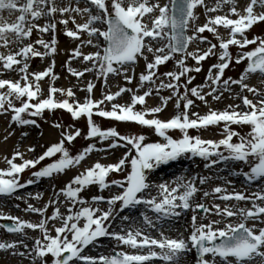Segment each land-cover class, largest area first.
<instances>
[{"label": "snow or ice", "instance_id": "snow-or-ice-1", "mask_svg": "<svg viewBox=\"0 0 264 264\" xmlns=\"http://www.w3.org/2000/svg\"><path fill=\"white\" fill-rule=\"evenodd\" d=\"M225 5L229 6L228 11L219 14ZM256 6L264 8V0H250L243 11L238 9L237 0H215L212 6L206 0H84L83 6L81 0H0V49H4L0 51V71L19 74L16 80L0 78V89H6L0 92V115L10 116L9 126L14 123L39 127L36 119L30 117H42L46 110L63 109L71 114L73 120H86L85 139L99 138L100 143L109 142L106 148H98L91 143L72 154L66 145H71L81 136V129L54 122L52 126L60 131L61 139L46 147L42 154L25 158V153L17 149L10 158H3L6 167L0 168V197L22 199L15 195L19 189L41 178L55 179L66 170L79 166L93 151L118 147L127 149L115 163L97 161L80 171L58 191L54 190V197L47 205L36 207L27 203L25 211L38 214L41 217L38 222L0 212V220L11 221L10 224H0V229L21 237L18 241H0V252L28 258L30 264H49V261L50 264H152L155 260L164 264H182L184 257L195 250L198 264H264V188L246 195L243 191H229L227 187L216 186L210 193L203 191L197 183V180L199 185L208 183L211 179L208 176L192 179L181 176L171 185L167 182L153 183L151 179L154 171L162 165L191 156L200 157L209 169L221 163L242 162L250 170L233 175H242L249 182L264 180V92L246 83L249 74L264 76V38L249 39L247 36L254 25L264 22V11L254 12ZM197 9H203L206 17L203 24L198 23L200 13ZM78 16L86 17V20L78 23ZM41 20L45 21L42 25L39 23ZM70 23L72 28H69ZM58 25H63L64 34L73 40L80 41L82 33L89 37L81 41L71 54L73 58L82 57L83 61L91 64L80 71L69 67L68 71L73 76L80 78L85 73L94 72L103 79L106 87L110 75L121 76L131 84L135 78V66L143 59L145 69L139 74L140 87L133 89L117 85L116 92L107 91L102 98L94 99L95 84L88 81L82 89L86 96L81 102L75 98L71 87L55 86L58 76L53 71L54 58L44 70L30 72L32 58L43 60L47 56H55ZM221 28L228 33L226 38L221 35ZM34 30L41 36L32 41ZM206 31L217 43L203 35ZM46 33L52 34L49 40L43 38ZM83 44L92 45L96 50L84 54L81 51ZM205 44L207 47H201ZM249 45L254 47L245 50ZM230 46L239 50L235 63L247 61L239 79L224 78L225 70L233 62ZM209 57H216L217 62L209 67L206 82L189 87L195 79L192 73H200L202 62ZM189 60L193 63L189 64ZM168 61L175 62V70L159 74L160 66ZM161 75L167 78V82L161 79ZM45 78L50 80L47 96H44L40 83ZM146 84L148 87L140 94V89ZM232 85H239L241 92L247 90L252 93L253 99L237 93L236 98L242 101L243 107L229 104L223 110L209 108L203 115L191 111L195 107L193 97L207 106V97L219 101L225 92L232 91ZM206 88L209 91L205 92ZM161 89L171 90L170 94L160 97L158 106L146 107V97L153 92L159 95ZM124 93L130 94V102L116 103ZM58 94L63 98L58 99ZM16 101H19V106ZM106 102L111 105L110 110L106 108ZM169 102H173L175 113L168 119H162L159 114ZM137 105L141 107L137 109ZM25 114L29 118H25ZM94 116L134 122L151 129L163 142L146 143L145 135L121 134L115 127L102 129ZM221 123L223 138L218 141L189 134L190 129L207 130ZM233 125L247 126L250 131L241 135L232 128ZM170 130H179L181 136L173 138L169 135ZM11 135L14 132L4 136V140ZM22 135L27 136V133ZM28 151L33 152L35 148L30 146ZM57 154L59 157L53 162L32 171L35 179L21 183L20 174L37 169L42 161ZM116 172H124V179L109 180V175ZM230 183V180H225V184ZM90 186H97L100 193L113 186L120 191L107 198L102 194L94 195L89 200L82 193ZM153 189L157 190L158 196L151 195ZM201 192L203 197L218 194L217 199L224 202L251 201V207L229 206L228 203L223 207L219 203L209 207L196 201ZM61 196L67 205L66 214L61 212ZM35 198L40 199V195ZM101 204H106L107 208H102ZM139 205L155 213L156 220L142 213L144 227L109 230L118 212ZM49 207L53 208L51 215H47ZM189 210L193 213L189 236L172 238L166 235L160 221L178 218ZM200 211L212 213L220 219L204 222L198 219ZM225 217H236L237 221L225 222L220 227ZM121 219L129 221L130 217L125 215ZM55 221H59L60 226L53 224L50 228L49 223ZM146 229L155 230L158 238ZM26 230H38L41 235L31 238L33 242L29 245L26 243L30 239ZM52 231L55 235L51 234ZM103 237L114 240L117 247L127 246L132 251L121 250L110 256L85 254L86 248Z\"/></svg>", "mask_w": 264, "mask_h": 264}, {"label": "rangeland", "instance_id": "rangeland-1", "mask_svg": "<svg viewBox=\"0 0 264 264\" xmlns=\"http://www.w3.org/2000/svg\"><path fill=\"white\" fill-rule=\"evenodd\" d=\"M161 2H166V0H161ZM249 2H250V0H245V5H247V3H249ZM206 3H208L209 6H212L215 4V0H206ZM83 4H84V0H81V6H83ZM228 9H229V6L225 5L223 8V11L220 12L219 14L227 12ZM199 10H201L203 12V9H197L198 12H199ZM254 11L256 13H260V12L264 11V8L256 6V7H254ZM5 15H7V13H5ZM205 19H206V17L203 14V17L199 19L198 23L203 24L205 22ZM85 20H86V17H83V16L77 17L78 23H82ZM39 23L42 25L43 23H45V21L41 20V21H39ZM72 27H73V25L70 23L69 28H72ZM219 31L221 34H226V36L228 35V33L222 28ZM51 35H52L51 33L43 34V38L45 40H49L51 38ZM203 35L207 36L208 39L211 40L213 43H217V41L215 39H213L212 34L208 33L207 31ZM40 36H41V34L34 30L33 35L31 37V40L35 41ZM247 36L249 39H251L252 37L264 38V22H261V23H258L257 25H254L253 28L247 32ZM56 38L58 40V44H57V52H56L55 56L54 57L50 56V58L48 60H46L45 63H42V60L39 57L32 58L29 62L30 63V69H29L30 72L44 70L45 68H47L51 64V61L54 58L55 67H54L53 71L58 76V79L54 82L55 86L57 88H64V89L71 87L73 89V91L75 92V98L80 100L81 102L84 100V98L86 96V92L83 91L82 89H84L86 87V82H88V81H91L95 84V87H94L93 93H92V96L94 99L102 98V96L107 91L113 92L115 90V92H116L118 90L117 85H119L120 87H129V88H133V89L140 87V85L138 83L139 74L141 72H143L145 69V62L143 59H140L138 62L143 64L144 67L141 70L140 64L137 63V65L135 66V78L133 79L131 84H128L121 76H111L110 75L109 79H108V84L106 87L103 79L99 78L94 72L85 73V75L83 77L77 78V77L73 76L68 71L69 67L74 68L76 70H83L85 67H89L91 64V62L83 61L82 57L73 58L72 54H71L73 49H75L77 46L81 45V41H84V40L89 38L86 33L81 34L80 41L73 40L72 38H69L64 34L63 25H58L57 26V32H56ZM93 39H94V43H95L96 42L95 38H93ZM102 39L103 38L101 37L100 40L102 41ZM62 43L67 44V47L64 50L62 48L60 49V44H62ZM36 47L38 50L43 51V49L39 45H36ZM201 47H207V45L206 44L201 45ZM253 47H254V45H249L248 49H245V50H250ZM95 50L96 49L92 45L83 44L81 46V51L83 53L86 52L88 54V53L93 52ZM0 51H1V49H0ZM238 51L239 50L237 49L236 46H232L230 48V52L233 54V62L230 64V68L227 70L224 78L232 77L233 79H239L241 73L244 71V69L247 65V61H244L240 64L235 63V56L237 55ZM149 59H151V56L149 57ZM69 61H70V63H69ZM216 62H217L216 57H209L206 61L202 62V64H203L202 71L200 73H192V75L195 76V79L193 80L192 85H190L189 87H194L197 85L204 84L206 82L207 71H208L209 67L213 63H216ZM81 63H83V64H81ZM188 63L192 64L193 62L191 60H189ZM174 70H175V62L174 61H168L166 64L160 66L159 74H162V73L168 72V71H174ZM10 75L11 74L2 75V76H0V78L9 77L10 79L16 80V78H12ZM250 75H253V74H249V77H250ZM262 78L264 79V76H262ZM161 79H164L165 82H167V78L163 77L162 75H161ZM63 81H65L64 84H63ZM181 82L183 83V80ZM40 83H41V87H42L44 96H47V90L49 88V83H50L49 78L44 79ZM157 84H159V80H157ZM147 87H148V85L146 84L144 86V88H141L140 94L143 93V91L146 90ZM152 87L155 88L156 85H153ZM231 87L235 88L236 93H239L241 96L247 95L249 98H251L250 95L245 94V91L241 92L239 85H232ZM2 91H6V89H0V92H2ZM170 91L171 90H169V89H161L159 95H156V93L153 92V95L148 97V98H150V97L152 98V102L150 104H146V107L158 106L161 102L160 97L169 95ZM181 91H183V89H181ZM207 91H209V89H207ZM228 95H229V92H225L224 95L222 96L221 100H219V101H215L211 97H207V100L209 102L207 106L203 102H201L200 100L193 97V99L195 101V107H193L191 109V111H194L195 108H197V112H199L200 114L203 115L209 111L208 106L213 107V110L216 108H218L219 110H223L226 108V105L229 104V101H232L230 98H228ZM57 98L62 99L63 97H60L58 94ZM238 101H241V100L238 99ZM115 102L120 103V104L130 102V94L129 93L122 94V96L118 97ZM15 103L17 104V106H19V101H16ZM232 103L235 104L236 100L233 99ZM224 105H225V108H224ZM110 107H111V105L108 104V102H106V108L110 110ZM136 107H137V109H139L141 106L137 105ZM205 109H207V110H205ZM174 113H175L174 104H173V102H169L168 107L162 113H160L159 116H160V118L168 119L171 116H173ZM25 118H29V117H27L25 114ZM30 118L36 119L39 127H36L35 125L18 126L14 123H12L11 126H9L10 125V116L9 115H0V121H2V123L0 124V143H6V142H8V140L13 139L14 137H17L15 143L11 147L12 148L11 150L8 149L7 153H3L0 150V168L6 167V163L4 162L3 158L5 156H8L9 154L12 155L13 152L15 150H17V146L19 148V151L25 153V158H34V157H37L40 154H42L46 150V147L50 146L53 143H57L61 139V135H60V131L52 126L54 122L62 123L64 126L74 125L76 128L81 129V136L78 137V139H76L75 141H73L71 145H66L69 148L70 153H72V154H76L77 152L81 151L83 148H85L86 146H88L91 143H95L98 148H100V147L106 148L107 144L109 143L108 141H104L103 143H100L99 138H94L92 140L85 139L84 137L87 133L86 120L83 118L80 120H73V118L71 117V114L68 113L66 110H63V109H57V110L52 111V112H49L46 110L43 113L42 117H30ZM94 120L102 129L115 127V128H117V130L121 134H126V135L143 134V135H145L146 136V141H145L146 143L163 142L162 138L157 136L151 129L137 125L134 122H118V121H113L110 119L101 118L98 116H94ZM222 127H223V123H221L220 126H210L207 128V130L190 129L189 134L193 135V136L200 135L202 137V136H207L206 133H212V135L215 134L218 137V136H221L220 132L222 130ZM232 128L235 131L239 132L241 135H245L246 133H248L250 131V128L247 126L241 127V126L233 125ZM49 131H53L56 134L52 135V133H51L50 137L48 138L49 140H46L45 134H48ZM10 132H14V135H11V136H9V138L7 140H4V136L8 135V133H10ZM24 132L27 133V136L22 135V133H24ZM169 135H171L173 138H179L181 136V133L179 132V130H170ZM233 140H234V142H236L237 138L234 137ZM30 146L34 147L35 151L29 152L28 148ZM126 151H127V149L124 147L123 148L118 147V148H114V149H108L107 151H93L88 157L90 160L86 159L85 161H82L81 164L83 162L92 163L93 160L95 162L98 161L102 164L115 163L125 154ZM221 151H224V149L221 148ZM93 153L98 154V157H97L98 159L95 157L93 159L91 158ZM99 154H102L103 157L99 156ZM8 157L10 158L11 156H8ZM58 157H59V154H57L56 157H53L50 160L46 159L45 161H42L41 165L37 166V169L25 170L24 173L20 174L21 183H25L29 179H35L34 177H32V171L38 170L41 166L46 165L47 163L53 162ZM102 158H103V160H102ZM105 159H106V161H104ZM181 159H182V164H178V166H180V168L178 167L177 174L175 173L172 177H170L169 182L165 181L167 178L164 176L165 174H164V172H162L163 169H161V168H159L157 170V173H159V175H162V173H163L161 178H163L164 180L157 182L156 179H153L152 181H156V183L167 182L171 185L173 181H176L177 178H179L181 176L185 177L186 179H192L193 177L199 178V177L208 176V177H211V179L209 180L208 183L203 184V186L201 187V189L203 191L210 192L209 189L215 185L221 186V187H227L229 191H232V189H229L228 185L231 187H234V186H232L231 184H225V180L228 179L231 181L234 177V176L229 177L230 175H233L231 171L233 169H237V171H239V172L241 171L240 169H242V170L246 169L247 171L250 170L249 166L246 164H243L242 162H230L229 164L221 163V164L214 165L211 169H209V168L205 167V161L202 160L200 157L186 156V157H182ZM17 162H20V161L17 160ZM185 165L188 167H185ZM89 166H91V165H89ZM171 166L172 165H170L169 168ZM181 166H184V167H181ZM78 167L79 166H77L75 168L78 169ZM86 168L87 167H85V169ZM70 169H73V168H70ZM70 169H68L66 171H69ZM229 169L231 171H229ZM65 174H66V172L62 175H57V176H64ZM76 174H78V171ZM76 174H74L73 176H75ZM124 175H125L124 172L111 173L109 175L108 179L109 180H113V179L123 180ZM73 176H71V178ZM217 177H219V179H217ZM240 178L242 180L241 184L244 185L245 183H243V182L246 178L244 176L240 177ZM41 179H43V178H41ZM41 179H39V180H41ZM43 180H45V179H43ZM66 181H67L66 179L61 180L60 182H58V183H60V185L56 186L57 183H54V179H52V180H49L48 183L45 184V186L43 185L40 189H36L34 191H33V189L35 188V186H31V189L29 191L21 192L20 194H18V193L15 194V195L23 197L22 199H16L15 196L7 197V198L1 197V199H0V212H3L5 214H11L13 216H17L20 218L22 216H24L25 218L24 219L21 218V219L28 220L31 222H38L41 219V217L38 214L29 213V212L25 211L27 203H32L36 207H43V206L47 205L48 201L50 199H53V197H54V190L58 191L60 188H62L66 184ZM198 182L199 181L197 180V183ZM247 184L248 185H246V186H251L254 183H247ZM29 188L30 187H27V185H26L23 189H29ZM235 190H237V189H235ZM119 191L120 190L118 188L113 186L110 190L106 189L103 191V193H100L98 191L97 186H90L85 192L82 193V195L85 198L90 200V198L93 195L102 194L107 198V197H110V195H112V194L118 193ZM37 194L40 195V199L35 198L37 196ZM151 195L152 196H158V192H151ZM213 196H214V194L210 195L209 197H203L202 192H201V193H198V195L196 197V201L201 202V203H205L209 207H211L213 204H216V203L221 204V206H224L226 203H228L229 206L235 205L236 207H241V206L243 207L246 205L250 206L252 203L251 201H246V202L232 201L233 202L232 203L233 205H232V204H230V202L221 201V200H219ZM60 200H61V204H60L61 212L66 214L67 205L63 202L64 198L61 196ZM100 206L102 208H105V209L107 208L106 204H101ZM77 207H79V206H77ZM118 208H119V205H117V209ZM144 209L148 215H149V212H152L150 209L146 208L145 206H144ZM52 211H53V208L49 207L47 215H51ZM126 211H128V210L126 209V210H124V212H118V214L116 216L119 215L120 217H123L126 215ZM152 214H155V213L152 212ZM187 214L189 215V220H191V216L193 215L192 211L191 210L187 211ZM198 216H200L201 217L200 220H203L204 222H208V220L220 219V217H218L212 213L205 214L203 212H199ZM138 218L141 219L142 215L139 214ZM130 219H132V220H130L129 221L130 223H128V224H132L131 221L135 220V218H132V217H130ZM115 221H116V218L113 222L111 221L112 227L109 229L110 231L119 229L118 227L113 226ZM120 221L125 222L121 218H120ZM236 221H237L236 217H232V218L225 217L224 221L219 226L223 227V224L225 222L235 223ZM4 223H11V221L0 220V224H4ZM81 223H83V221ZM53 224L55 226H60V222L55 221V222H50L49 227L52 228ZM129 226L132 227L133 225H129ZM129 226L127 225L124 228H127ZM2 230H4L5 234H3L0 230V241H4V240L18 241L21 239V237L18 235L8 234L5 231V229H2ZM26 231H27L28 236L30 237V239L26 241V243H28L29 245H31L33 242V240L31 238H36V237H39L41 235L38 230L35 232L32 230H26ZM51 234L55 235V232L52 231ZM153 236H156L158 238V234L157 235L153 234ZM112 241L114 243H112ZM97 242L98 243H95L94 245H90V246H94L97 249H100V251L90 253V251H87L88 248H90V246H89L88 248L85 249V254H88L91 256H98V255H109L110 256V255L115 254L114 253L115 250H118V251L123 250V251H128V252L132 251L127 246L117 247L116 242L109 237L100 238ZM109 242H111V243H109ZM106 243H108L110 245V247H108L107 249H105ZM20 250L23 251L24 249L21 248ZM188 254H193L192 259H191V264H198L197 253L195 252V250H193V252L188 253ZM156 262H160V261L156 260ZM0 264H30V259H28V258L22 259L20 257H12L6 253L0 252ZM49 264H50V261H49Z\"/></svg>", "mask_w": 264, "mask_h": 264}, {"label": "bare ground", "instance_id": "bare-ground-1", "mask_svg": "<svg viewBox=\"0 0 264 264\" xmlns=\"http://www.w3.org/2000/svg\"><path fill=\"white\" fill-rule=\"evenodd\" d=\"M65 2H67V0H65ZM237 6H238V8L241 10V11H243V8L246 6L245 5V0H237ZM245 5V6H244ZM199 12H200V18H202L203 17V12L201 11V10H199ZM198 12V13H199ZM223 14V13H222ZM221 35H223L225 38L227 37L226 36V34H221ZM81 38V37H80ZM87 40V39H86ZM67 47V44L66 43H62V44H60V49L62 48L63 50L65 49ZM232 46H230V48H231ZM190 50H191V47H190ZM230 50V49H229ZM1 51H4V49H1ZM84 54H87L86 52L84 53ZM50 58V56H47V57H45L43 60H42V63H45L46 62V60H48ZM81 64H83V63H81ZM138 64H140V69L142 70V68L144 67L143 66V64H141V63H139L138 62ZM229 68H230V66H229ZM228 68V69H229ZM228 69H226V72H227V70ZM42 71V70H41ZM77 71H80V70H77ZM33 72V71H32ZM16 73V74H15ZM6 74H11L10 76L12 77V78H16V79H18L19 78V74L17 73V72H2V71H0V76H2V75H6ZM7 78H9V77H7ZM65 83V81H63V84ZM246 83H248L249 84V86H252V87H255V88H257L258 90H260V91H262V92H264V79L262 78V76L259 74V73H256V74H253V75H250V77H249V79L246 81ZM113 92H115V90L113 91ZM205 92H207V89H205ZM47 94H48V90H47ZM236 90H235V88H232V91L231 92H229V95H228V98H230L232 101H233V99L234 100H236V103L235 104H239V105H241V107H243V105H242V101H238V99L236 98ZM245 94H248V95H250V99H253V94L252 93H249V92H247V90H245ZM232 101H229V104H233L232 103ZM238 101V102H237ZM152 102V98L150 97V98H148V97H146V104H150ZM228 104V105H229ZM228 105H226V107L228 106ZM208 108H212L213 109V107H210V106H208ZM224 108H225V105H224ZM205 110H207V109H205ZM214 110H219L218 108H216V109H214ZM195 112H197V108H195V110H194ZM162 119H165V118H162ZM2 123V121H0V124ZM4 130V129H3ZM52 133V135H54V134H56L55 132H53V131H49V133L48 134H45V138H46V140H49L48 138L50 137V134ZM221 133V132H220ZM206 135L207 136H202V138L203 139H212V140H219V139H221V138H223L222 136H216L215 134H213L212 135V133H206ZM16 139H17V137H14L13 139H10V140H8V142H6V143H0V150L3 152V153H7L8 152V149L9 150H11L12 148V145L15 143V141H16ZM78 139V138H77ZM120 148H123V147H120ZM17 149H19L18 148V146H17ZM24 151V150H23ZM226 154V153H225ZM8 156H12L11 154H9ZM99 156H101V157H103V155L102 154H99ZM89 157V156H88ZM87 157V159H89ZM97 158L98 157V154H94L93 153V155L91 156V158L93 159V158ZM98 159V158H97ZM90 160V159H89ZM102 160H103V158H102ZM92 161V160H91ZM104 161H106V159L104 160ZM95 163V161L93 160V162L92 163H86V162H83L82 164H80L79 165V167H78V169H76V168H73V169H70L69 171H66V174L64 175V176H56V178L54 179V183H57L56 184V186H59L60 185V183H58V182H60L61 180H64V179H66L67 181H69L70 180V178H71V176H73L74 174H76L77 173V171H78V173L80 172V171H83L84 169H85V167H89V165H93ZM178 164H182V159H179V160H177V161H172V162H170L169 164H167V165H162L160 168L161 169H163L162 170V172H164V176L167 178L165 181H170V177H172L175 173L177 174V172H178V167L180 168V166H178ZM170 165H172L170 168H169V166ZM166 166V167H165ZM181 167H184V166H181ZM185 167H188V166H186L185 165ZM159 169V168H158ZM158 169H156L155 171H154V173L152 174V177H151V179L153 180V179H156L157 180V182H160L161 180L163 181L164 179L163 178H161V176L163 175V173H162V175H159V173H157V170ZM245 169V168H244ZM189 170V169H188ZM241 171L239 172V171H237V169H233L232 171L229 169V171H231L232 173H242V172H244L245 170H242V169H240ZM247 171V170H246ZM161 173V172H160ZM231 176H234L233 177V179L231 180V185L232 186H234V187H231V186H229L228 185V187H229V189H232L233 190V188L234 189H237V190H239V191H243L246 195H251L253 192H259L262 188H264V180H262V181H258L257 183H254V184H252L251 186H246V185H248L247 183H248V181L245 179L244 180V182L243 183H245L244 185H242L241 183H242V180H241V178L240 177H243L242 175H239V174H237V175H230L229 177H231ZM238 176V177H237ZM222 177V176H221ZM43 179H45V180H43ZM43 179H41V180H36V182L35 183H33L32 185H27V187H30L29 189H19L18 190V194H20L21 192H26V191H29L30 189H31V186H35V188L33 189V191L34 190H36V189H40L43 185L45 186V184L46 183H48V181L49 180H52V179H46V178H43ZM217 179H219V178H217ZM244 179V178H243ZM228 180V179H227ZM67 181H66V183H67ZM153 183H156V181H153ZM40 184V185H39ZM198 186L201 188L203 185H199V182H198ZM217 185H215V186H212L210 189H209V191H210V193H212L213 192V189H214V187H216ZM152 192H157V190H155V189H153L152 190ZM16 193V194H17ZM214 194V196L213 197H215V198H217V196H218V194H215V193H213ZM94 196V195H93ZM7 198V197H6ZM0 199H1V197H0ZM233 202H230V204H232ZM257 203H259V201L257 202ZM233 205V204H232ZM221 207H223V206H221ZM242 207V206H241ZM243 207H251V205L249 206V205H246V206H243ZM128 211H126V215L127 216H129V217H132V218H135V220L134 221H131V223L132 224H128V223H130L129 221L130 220H132V219H130L128 222L127 221H125V222H122V221H120V216L118 215V216H116V221H115V223H114V225L113 226H115V227H118V228H124V227H126L127 225L129 226V225H133L132 227H144V225H143V220H142V218L141 219H139L138 217H139V214L141 215L142 213H146V211H145V209H144V206H142V205H139V206H137L136 208H129V209H127ZM149 216L153 219V220H156V215L155 214H152V212H149ZM21 218H25L24 216H22ZM198 219H201V217L200 216H198ZM141 220V221H140ZM113 222V221H112ZM160 223H162L163 224V227H164V230H165V234L166 235H168V236H170V237H174V238H177V237H179V236H183L184 238H187L188 236H189V234H190V231H191V229H190V220H189V215L187 214V212H183L182 213V215L180 216V217H178V218H171V219H168V220H165V221H160ZM221 225V224H220ZM250 225H251V222H250ZM1 230V232L3 233V234H5L4 233V230H2V229H0ZM146 231H148V232H150L152 235L153 234H158L155 230H153V229H146ZM109 243H111V242H109ZM112 243H114L113 241H112ZM105 249H107L108 247H110V245L108 244V243H106L105 244ZM114 247V246H113ZM87 251H90V253H93V252H97V251H100V249H97L96 247H94V246H90V248H88V250ZM193 252V251H192ZM191 253V252H190ZM192 255L193 254H187L185 257H184V259H183V261H182V264H191V259H192ZM195 259V258H194ZM160 261V260H159ZM152 264H164V262L163 261H160V262H156V260L155 261H153L152 262Z\"/></svg>", "mask_w": 264, "mask_h": 264}]
</instances>
